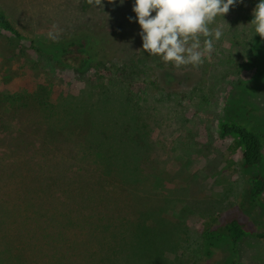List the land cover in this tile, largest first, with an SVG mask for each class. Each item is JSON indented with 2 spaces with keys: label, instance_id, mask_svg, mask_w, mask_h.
<instances>
[{
  "label": "rangeland",
  "instance_id": "obj_1",
  "mask_svg": "<svg viewBox=\"0 0 264 264\" xmlns=\"http://www.w3.org/2000/svg\"><path fill=\"white\" fill-rule=\"evenodd\" d=\"M257 2L243 0L224 19L217 17L211 27L220 26L223 36L202 65L174 68L141 48L139 26L127 19L134 15L132 0L123 5L103 0V7L95 0H0L17 29L45 51L28 49L19 61H8L10 43L0 35V94H50L51 120L59 128L87 112L91 125L75 147L78 157L143 182L131 195L132 202L143 197V215L126 229L113 228L117 234L129 229L126 239L113 238L129 242L128 259L113 258L115 264H264L262 238L246 234L233 246L228 240L210 245L202 236V229L232 218L249 232L264 233V191L254 206L245 200L251 178L259 172L264 177V145L263 163L244 169L241 148L218 135L241 83L248 85L262 68L259 61L247 62L252 41L247 23ZM89 27L104 35L103 41L89 34L80 40L89 58L93 42L98 49L93 66L55 67L72 41L67 35ZM133 230L141 235L136 240Z\"/></svg>",
  "mask_w": 264,
  "mask_h": 264
},
{
  "label": "trees",
  "instance_id": "obj_2",
  "mask_svg": "<svg viewBox=\"0 0 264 264\" xmlns=\"http://www.w3.org/2000/svg\"><path fill=\"white\" fill-rule=\"evenodd\" d=\"M87 34L104 40L101 32L90 27L73 30L67 35L72 41L61 50L55 67L83 71L93 66L98 49L90 42L93 48L89 58L80 41ZM0 35H6L9 41L5 43H10L8 61H19L20 53L28 49L45 52L35 37L17 29L1 7ZM15 43L26 47L16 49ZM253 61L261 62L262 68L255 71L248 85L241 83V95L231 102V113L219 122L218 130L220 138L230 137L241 148L244 169L263 163L264 40L258 34L251 41L247 60L251 64ZM59 99L62 102L65 96ZM54 106L50 94L28 90L24 94H0V264H115L113 258L126 261L129 250H124L129 242L119 239L117 244L118 239L113 238L122 235L126 239L129 229L117 234L113 228L126 229L143 215V197L131 200L143 182L124 180L80 159L75 147L87 136L91 117L84 112L79 121L72 118L70 124L59 128L51 120ZM140 163L142 168L143 161ZM263 191L264 177L259 172L246 191L248 205H256ZM246 234L264 239L263 232H249L235 218L221 227L202 229L210 245V240H228L234 246ZM131 236L136 240L141 235L133 230Z\"/></svg>",
  "mask_w": 264,
  "mask_h": 264
},
{
  "label": "clouds",
  "instance_id": "obj_3",
  "mask_svg": "<svg viewBox=\"0 0 264 264\" xmlns=\"http://www.w3.org/2000/svg\"><path fill=\"white\" fill-rule=\"evenodd\" d=\"M107 2L123 5L125 0ZM240 3L243 0H132L134 15L127 19L139 26L137 35L147 55L158 56L174 68H196L210 58L223 36L220 26L211 27L217 17L224 19L230 6ZM95 4L103 7V0H95ZM247 24L251 25L252 39L258 34L264 40V0L255 4Z\"/></svg>",
  "mask_w": 264,
  "mask_h": 264
}]
</instances>
